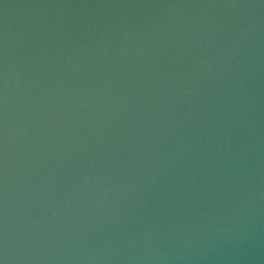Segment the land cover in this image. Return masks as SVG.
<instances>
[{"label":"water","instance_id":"water-1","mask_svg":"<svg viewBox=\"0 0 264 264\" xmlns=\"http://www.w3.org/2000/svg\"><path fill=\"white\" fill-rule=\"evenodd\" d=\"M0 264H264V0H0Z\"/></svg>","mask_w":264,"mask_h":264}]
</instances>
